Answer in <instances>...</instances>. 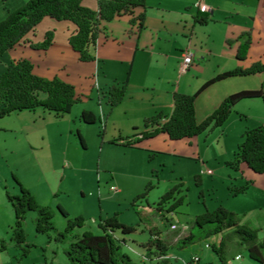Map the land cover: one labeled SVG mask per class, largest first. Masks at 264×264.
<instances>
[{
    "label": "rangeland",
    "instance_id": "1",
    "mask_svg": "<svg viewBox=\"0 0 264 264\" xmlns=\"http://www.w3.org/2000/svg\"><path fill=\"white\" fill-rule=\"evenodd\" d=\"M26 1H0V22L6 18L7 12L14 11ZM194 1L209 7L207 24L192 21ZM140 13H144L145 22L139 34L137 20L134 24L129 23L131 16L101 24L102 32L97 41L100 63L87 80L95 85L97 78L95 86L99 85L97 89L101 88L102 93L98 91L97 95V89L93 87L90 100L76 103L70 114L60 118L52 114L41 119L38 113L33 116L25 111L0 119V241L4 242L8 252L0 254V264L65 263L64 250L71 237L67 235L57 239L66 226L65 219L57 210L58 205L66 210L69 219H83V226L73 230L76 235L83 232L100 235L99 221L113 216L119 222L134 227L135 231L126 235L115 231V237L121 240L120 253L127 255L132 264H163L153 258L142 259L146 248L141 246L151 238L150 230L153 228L162 231L161 237L169 247L166 253L170 260L166 264H186L195 253L199 264H259L248 258L245 247L237 244L236 236H224V261L220 260L212 246H218V239L223 234L206 237L200 229L191 227V221L206 210L212 212L222 207L243 216V224L258 229L259 241L264 238V207H259L264 206V178L251 185L247 192L234 195V189L246 182H254L257 177L245 164L237 168L228 165L234 160L245 132L264 125L262 101L247 99L238 102L220 128H208L196 136L195 155L187 158L161 154L172 151L159 141L153 142V139L144 140L152 145L145 147L149 151L126 150L110 144V140L128 134L130 129L124 122L126 117L121 108L109 113L104 91L113 86V78L117 81L125 78L133 58L132 84L143 86L144 98L162 101L171 91L193 94L200 88L201 78L216 70L240 66L235 59L238 44L235 40L242 32H248L251 41L244 66L255 61L264 63V0H146ZM138 14L136 12L134 16ZM49 27L46 23L37 25L16 50L18 56L35 54L33 61L28 60L37 70L46 64H59L66 58L59 53H54L56 57L54 54L45 57L53 39L46 50L32 47L42 43L47 32L54 34L53 27ZM185 48L191 49L197 58L207 59L197 60L192 66L197 67L196 70L193 72L191 68L187 76L180 77V50ZM6 59H1L0 74L5 70ZM93 62L81 63L88 65ZM59 68L61 74L73 72ZM259 79V76H249L225 80L203 94L199 102H217L218 99H214L217 94L223 96L256 88ZM75 88L78 91L81 85ZM140 89L137 88L136 93L140 94ZM129 102L127 100L122 105L123 110L134 108ZM88 108L96 112L101 108L104 115L102 124L99 121L79 123V112ZM104 125L105 131L101 136ZM76 130L82 135L85 148L81 147ZM182 142L187 148H192L184 140L174 143ZM207 170L212 172L207 173ZM14 179L31 193L39 206L51 209L55 228L48 234L37 233L34 225L36 213L29 211L22 224L24 243L19 246L11 240L15 219L6 198V193L10 196L20 194ZM111 185L118 190L110 191ZM173 189L171 198L162 205L164 218L153 212L139 220L137 212L140 210L136 206H156ZM142 194H145L144 198L133 202ZM174 204V213H168ZM170 225H175L176 229H171ZM190 230L194 241L185 246H174L175 236L183 237ZM206 245H209L208 249H205ZM236 256L240 258L235 260Z\"/></svg>",
    "mask_w": 264,
    "mask_h": 264
},
{
    "label": "trees",
    "instance_id": "2",
    "mask_svg": "<svg viewBox=\"0 0 264 264\" xmlns=\"http://www.w3.org/2000/svg\"><path fill=\"white\" fill-rule=\"evenodd\" d=\"M5 2L7 0H0ZM83 0H27L22 6L14 11L7 12L6 18L0 22V62L6 57L7 63L4 72L0 74V119L15 112L34 111L43 109L60 118L70 113L72 107L77 103L85 101L88 97L79 93L74 86L54 77L47 79L33 73V65L28 58L13 59L9 57V52L17 45L21 44L25 36L33 32L35 27L44 18L55 21H68L74 29L70 33L67 41L71 50L77 55L79 62H93L95 60V50L99 34L102 32L101 24L110 22L115 18L122 16H132L136 9L145 8V0H96V8L89 9L82 4ZM137 20V31L143 28L142 22L144 14L131 17L130 24ZM193 20L205 25L209 19V13L198 10L193 16ZM53 33L47 32L42 43L32 46L35 49L46 50L52 42ZM238 42L236 48V60L243 61L246 58L250 46V35L248 32L241 33L235 40ZM229 44L230 42L227 41ZM264 72V64L256 62L248 68H234L221 73L208 80L196 93L183 94L173 93V108L170 115L158 113L143 120L142 129L138 139L129 140L128 138H117L110 140V144L123 147H135L140 140L150 139L158 134H165L169 140L176 141L194 138L208 128H220L228 118L233 107L242 100L256 99L264 104V80L259 88L252 90H241L229 94L219 103V105L200 123L195 118V99L196 96L211 84L236 76H251ZM127 82L110 86L106 91V103L110 108L109 113L121 103L125 95ZM164 119L163 122L161 120ZM80 120L85 124H94L101 122L100 117L94 115L89 110H83L80 113ZM104 133V126L102 128ZM137 130V129H135ZM76 136L82 148H85V141L78 130ZM243 141L237 147L234 160L228 163L229 166L237 168L240 164L246 167L254 174L264 173V125H257L248 130L242 137ZM15 180V179H14ZM19 188V195L10 196L6 193V198L11 205L14 214V227L12 229V241L18 246L24 243L22 224L25 215L29 211L36 213L35 230L37 233L48 234L55 230L52 223V211L49 207L39 206L35 198L22 187L20 182L16 181ZM248 188V182L244 186L234 189V195L243 193ZM175 189L166 193L156 206L146 204L145 206H136L139 220L145 215L153 212L159 213L163 217V207L174 193ZM145 194L136 197L133 202L144 198ZM181 202V199L178 201ZM175 204L169 208L168 213H174ZM57 210L66 221L63 232L58 234L57 239L69 235L71 240L64 250V256L67 264H132L130 258L121 254L120 242L115 237V231L121 234H128L135 231V228L119 222L113 216L99 221L100 235H94L91 232H83L81 235L73 234L75 228L83 226V219L77 217L69 219L68 213L60 205ZM145 213V214H144ZM236 213L218 207L212 212L205 211L201 216L194 217L191 221L192 228H198L204 232L206 237L223 234L218 242V246H212L213 251L222 258L224 249V236L237 237V244L245 247L248 258L251 261L264 263V238L258 240V229H253L243 224L242 218ZM171 226V225H170ZM169 226V227H170ZM175 226V225H174ZM207 227V228H205ZM173 229H176L174 227ZM151 238L141 248H146V254L142 259H155L166 264L170 259L167 257L168 245L161 232L157 228L150 230ZM225 233V234H224ZM178 237V238H177ZM177 240L174 246H185L194 241L195 237L190 230L183 237L175 236ZM124 242V240H122ZM209 247V245H208ZM4 242L0 241V251L4 250ZM198 264V263H197Z\"/></svg>",
    "mask_w": 264,
    "mask_h": 264
},
{
    "label": "crops",
    "instance_id": "3",
    "mask_svg": "<svg viewBox=\"0 0 264 264\" xmlns=\"http://www.w3.org/2000/svg\"><path fill=\"white\" fill-rule=\"evenodd\" d=\"M197 3L200 4L201 6H206V4H204L203 2H199V1H194L193 2L192 7L195 9V12H194V14L191 17H192V21L194 23H196V22L193 20V16L196 14V12L198 10L203 11V10H201L198 7ZM82 4L85 7L89 8V9H93V10L97 6L96 0H83ZM145 4H146V0H145ZM204 11L209 13V7L206 6ZM136 12L141 14L140 13L141 9L134 10L133 11V15L131 17H135L134 14ZM144 22H145V16H144V20L142 22L143 28L141 30L144 29ZM45 23L48 25V27L49 26L53 27L51 29L54 30L53 42H52V45L49 47V49L46 51V56L45 57H48L50 54L53 55L54 53H59V55L60 54L65 55L66 58H65L64 61H61V63H59V64L53 63L54 65H52V64H46L45 63L46 65L45 66H41L40 70H37L33 66V73L38 75V76L44 77V78L46 77L47 79H52L54 77L61 78V80L65 81V82H67V83H69V84H71L72 86H75V87H78L79 85H81V89L78 88V91L80 93H82L83 95L88 97L86 100H90L91 97H92V95H91L92 88L95 87L97 89V87H99V85L95 86L97 84L96 83V81H97L96 79L97 78H95V85H93L92 82L87 80L88 75L92 74L93 71H95L96 66L100 63V58H99L100 55H98V53H97V45H96V50H95L96 60L93 63H89L88 65L83 64V63L78 61L77 55L74 54V52L71 50V48L68 45V41H67V38H68L69 34L73 31L74 26L68 21H60V22H58V21H54V20L49 19V18H44L43 20H41V22L38 25L42 26V24H45ZM50 27H49V29H50ZM141 30L137 31L138 34L141 32ZM229 42L231 43V41H229ZM226 43H227V41H226ZM20 46L21 45L15 46L9 52V57L13 58V59L29 58L30 61H33L34 57H36L35 54H33V53H32L33 55H30V57H29V55L28 56H24V55L23 56H18V55H16V50ZM237 46H238V44H237ZM237 46H236V48H237ZM250 46H251V41H250ZM250 46H249L248 51L251 48ZM187 49L192 53V59H193L192 66L195 63L198 62L197 60H206L207 59L205 57H201L199 59V58L196 57L195 53L193 54L191 49H189V48H187ZM183 51L184 50H180V59H181V55H182ZM248 51H247V54H246V58L243 61L237 60V61L240 62V64H238V65L243 67L242 68L240 66H237L238 68L244 69V68H248L249 66L253 65V63L254 64L256 62L261 63L260 61H255V62H252L250 65L244 66V63L246 62V59H247ZM54 56L56 57L55 54H54ZM70 65H72V67H74V68L71 67V71H73L72 72L73 76H71L72 74H61V72H59V69H60L59 67H63V69L65 71H70ZM132 65H133V58H132V60L130 62L128 70L126 71L125 78L123 80L117 81V80H115V78H113V85H115V84L121 85V83H123L125 81L127 82L124 98H123V100H121V103L118 106L113 108V111L115 109H117V108H121L120 111L123 112V114L126 117L124 122H127V124L129 125V129H130V132L128 134H125L124 136H119L118 138H128L129 140H134V139L136 140V139H138L140 137L139 134L141 133V131H144V129H142V123H143L144 119H147V118H149L151 116H154V115H156L158 113H165V115H167V116L170 115V113H172L171 111H172V108H173V98H174L173 97V93H175L177 91L168 92L167 93V97H165V99H163L162 101H160V100L156 101V100H153L152 98H149V99L144 98V96H142L143 93H144L143 92V86L142 85L141 86H137L136 84H132V80H133V75L131 74L132 73L131 70H133L132 69ZM192 66H191V68H192ZM237 67H235V68H237ZM196 68L197 67L192 68L193 72H194V70H196ZM229 70H232V69H229ZM229 70H216V71L212 72V74H210L209 76H206L205 78H201V80H200L201 82H199V86L198 87L201 88L206 82H208V80L214 78L215 76H217V75H219L221 73L229 71ZM188 74H189V71L186 74L179 75V76L180 77H185ZM86 75H87V77H86L87 81H85V76ZM251 76H259L260 77L259 85L256 88H248V89H244V90L257 89V88H259L260 83L262 82V80H264V72L258 73V74H254V75H251ZM240 77H249V76H236V77H231V78H227V79L215 82V83L211 84L210 86L206 87L204 90H202L196 96L194 105H195V118H196V121L198 123L203 121L219 105V103L226 97L227 94H225L223 96H219V94H217V95H215V98H214V99H218L217 102H206L205 104H202V103L199 102L200 97H202V95L205 94L206 92H209L210 90H213L215 88V86H217L218 84L225 82V80L226 81L227 80H236V78H240ZM88 87H89V89H88ZM137 88H141L140 89V91H141L140 94L136 93V89ZM108 89L109 88H106V90L104 92H106ZM199 89H197V91ZM98 91H99V93H102L103 90H101V88H98L97 89V95H98ZM239 91H241V90H239ZM196 92H194V93H196ZM216 92H218V91H216ZM236 92H238V91H236ZM233 93H235V92H233ZM183 94H186V93H183ZM189 95H191V94H189ZM96 99L98 101H100L98 98H96ZM127 100L131 101L129 103L133 104L132 105V106H134L133 109H130V108L128 109L126 107L123 110L122 105L124 103H126ZM82 102H84V101H82ZM99 103H101V101ZM210 104L212 106H209ZM99 107H101L100 104H99ZM83 110H89L92 113H94V115H97L98 117H100V119H101L100 123L102 124V120L104 119V117H103L104 115L102 113L101 108L97 112L92 110L91 108L82 109L79 112V123L81 122V124H84L80 120V113ZM22 112H25V111H20V112H15V113L17 114V113H22ZM27 112H31V114L33 116L36 113H38L41 116V119L44 118L45 116H50V115L52 116V114L48 113L47 111H46L47 113H45V110L36 111V109H35L34 111H27ZM70 113H71V111H70ZM70 113H68V114H70ZM163 121H164V119L161 120V122H163ZM104 128H105V125H104ZM135 129H137V130H135ZM151 139H153V142H155V143H156V141H159V142L163 143L164 145H166L168 147V149H170V151H172V152H169V153H161V154H165V155H168V156L172 155L173 157H187V158L190 157V156L192 157V155H195V154H193V152H194V147H195V143H196V137L189 138V139H183L185 142H189L190 146L192 148H187L186 146H184L183 142L182 143H174L175 141L169 140L168 137L165 134H158L157 136H155L153 138L144 139V140H151ZM112 140H114V139H112ZM144 140H140L141 142L139 141L138 143H136L137 145H135V147H132V148L123 147L120 144H118L116 146H120V147H122L123 149H126V150H135V151L145 150V151H149L145 147H147V146L150 147L152 145L148 144ZM176 149H179V150H176ZM159 151H161V150H159ZM254 176H256L257 178H256V180L254 182H248V188H247L246 192L250 189L251 185H253L256 182H258L259 179L261 180L262 178H264V173L263 174H255ZM111 186H113V185H111ZM259 207L262 208L264 206H259ZM158 231H160L162 233L161 230H158ZM165 232H167V231H165ZM177 238H174L173 242H175L177 240ZM220 239L221 238L218 239V242H219ZM205 249H208V248H205ZM3 253H8V252H7L6 249H4V250L0 251V254H3ZM194 255H197V253H195ZM64 264H67L66 259H65V263Z\"/></svg>",
    "mask_w": 264,
    "mask_h": 264
},
{
    "label": "built area",
    "instance_id": "4",
    "mask_svg": "<svg viewBox=\"0 0 264 264\" xmlns=\"http://www.w3.org/2000/svg\"><path fill=\"white\" fill-rule=\"evenodd\" d=\"M198 7L201 9V10H205V7L206 6H201L200 4H198ZM192 63H193V59H192V53L188 50V49H185L183 52H182V55H181V62H180V65H179V69H178V73L179 75H184L186 74L189 69L191 68L192 66ZM208 172L207 173H211L212 171L210 170H207ZM118 189L114 186H110V191H117ZM175 226L174 225H171L170 228L173 229ZM206 248H208V246L206 245L205 246ZM240 257L239 256H236L235 257V260H238ZM199 261V257L197 255H193L191 256L190 260L186 263V264H197Z\"/></svg>",
    "mask_w": 264,
    "mask_h": 264
}]
</instances>
